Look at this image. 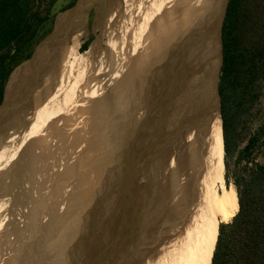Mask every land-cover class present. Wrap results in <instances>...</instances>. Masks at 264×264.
<instances>
[{
    "label": "bare ground",
    "instance_id": "6f19581e",
    "mask_svg": "<svg viewBox=\"0 0 264 264\" xmlns=\"http://www.w3.org/2000/svg\"><path fill=\"white\" fill-rule=\"evenodd\" d=\"M214 1L215 0H105L104 4L102 3L98 6V15L99 23L102 24L104 22V25L108 24V27L106 28L109 29V31L106 32L108 33L109 38V42L106 44L108 48L104 51L103 47H101V41L94 44L91 47V50L85 54L88 59L90 58L88 61L89 64L86 68L83 70L81 69L79 72V65L82 58H80L76 52V47L77 45H80L79 41L81 35H78L73 39L71 43L72 46L69 48L65 45V38H61L45 50L43 54L44 57L40 61L43 77L41 79V89L39 88V94L33 98L32 105L26 107L28 108L25 110L26 112L24 111L22 113L20 111L15 114V119L12 118L11 122L9 121L10 123L5 129L1 130L2 126L0 128V178L4 173L5 166L8 164L9 156L12 154L8 148V144L11 142L13 133L16 131L15 129L18 128L21 122L22 133L25 135L26 130H28L27 125L29 126L30 123L25 121L23 124L22 121H29L28 117L35 116L36 112H40V116H44V122L41 121L43 123L41 127L38 126V129L41 130L45 127V134H49L53 130L55 123L50 122L49 124V121H46V117L53 112L52 109L59 104L60 106H63V108H65V106L69 107L70 114L73 117L75 114L74 112L85 103V100L90 101L91 96H94L91 101L95 105V109L99 110L100 114H102L105 113L108 106L115 103L114 101L118 97L115 96V89H120L122 94L120 92L121 96L119 97H121L120 99L122 102L118 101V99L117 101L123 103V107L120 109L124 112L130 111L128 108L129 105H131V90H134L140 96L138 103L144 99L142 104H147L146 109L148 107V111L146 113L143 112V114L138 117L137 121H135L139 124L134 126V129L131 128L129 131L125 129V134L122 130L123 128H120L122 133L125 134L123 135L119 131V135L122 134V136H119L117 132H115L120 138L118 139V142L116 140L112 148L110 147L111 149L109 151L105 152V154L101 151L104 155L99 157V159L92 161L90 164L86 162L88 163L86 165L87 169L83 167V171H81L79 175L78 172H75L78 175L75 178V174H71V177L73 178L70 177V180L75 184L73 185L75 188L73 191L72 188L71 190L69 188L67 189L70 190V193L68 191L70 195L72 193L69 200H74V213L71 216L73 221L70 220L71 223L68 226L69 228H72L69 230V235H64V238L58 243L49 247L48 255H44L47 262L46 264H71L73 257L78 253L85 249L91 250L92 247L102 240L106 231L108 232L107 227L110 222L109 217L114 212L115 206L119 201L121 202V200L125 198L123 197V194L126 193V188L132 184L129 182L131 180L130 172L132 170L130 163L139 155V153L140 155L143 154L142 151L145 153V147H147L146 145L151 141L150 138H152L153 142V139L161 133L165 137L164 147L162 148V164L166 170V188L160 201V210L162 213L161 230L157 239H155L152 228L155 223V214L157 211V196L155 194L154 186L153 189L148 187L150 191H147V196L146 193L144 196H140V200L145 199L143 200L144 204L146 202V205L142 207L144 211H139L141 208L137 210L135 222L140 220L141 214L146 213L148 209L153 210L151 211L152 213L147 215L148 218H144L143 221L139 222V224L141 223L140 226L138 224L136 228H134L135 243L132 246V256L129 261H127L129 264L138 263L137 261H141L147 256V254L150 255L151 253L152 263L149 261L150 264H205L203 259L204 225L212 224L222 218H229L232 212L238 207V194L236 188L234 185H228L226 182L223 121L219 110L216 108L215 101L212 99V94L205 91L207 85H205L203 75L204 61L200 58L202 56V51H200V49L198 50L199 42L203 38L204 23L207 21L208 15L212 11ZM107 7L109 9L111 7L112 11L109 10V12ZM127 22L131 23V27L127 28L124 26V28L121 29V26H119L120 23ZM77 26H79V24ZM118 27H120L121 30L119 33ZM116 37L122 39L120 42L121 45H125L124 51L119 50L121 46L118 47L117 43H119V41L117 42L114 39ZM188 44L189 54H193L195 60H187L182 63L179 67L180 69H178L179 73L177 74L176 79H170L172 76H169L162 71H169L171 68H174V63L169 64L173 52H177L178 49ZM116 57L118 58L117 60ZM165 62L168 63L162 68L161 66ZM61 64L63 68L61 67ZM117 64H119L117 73L114 77H109L112 72H115ZM61 69L63 70L61 71ZM168 73L175 74L173 71ZM103 77H109L110 79L105 78V81L103 79L100 80V78ZM102 82H104L105 86L102 85ZM17 83L19 84L20 82L17 81ZM150 93H152V96H149ZM116 104L114 105L116 106ZM171 107L173 109H171ZM35 108H37L36 111H34ZM121 110H119V112ZM172 110L175 112L173 114L176 115V117L173 116L175 117L176 122H174L175 124L172 123L173 126L171 133V127L168 128L169 126H164L156 120L157 118L168 117L166 113L171 116ZM33 111L34 113H32ZM136 112L137 111H135V113ZM111 121L112 120L109 122ZM131 122L133 123V121ZM155 123L159 127L157 133L153 129V124L155 125ZM178 124L182 125V132L175 142H171L173 140L175 128ZM115 127L118 126L116 125ZM127 129H129V127ZM6 130H10L11 132L6 135ZM35 131L37 130L35 129ZM100 134L97 135L99 136ZM86 136L84 135V138ZM91 136L92 138H95V135ZM62 140L63 138H60L52 144L50 148L51 150L49 149L45 155L50 152V155H56L59 151L63 150H60V148L65 145V148L69 146V149H67L68 151L73 150L75 153L74 157L78 161V158L81 157L76 156L77 152H75V150L77 146L74 145L73 147L69 142L70 145L68 146L66 142L62 145ZM112 140L114 141V139ZM76 141L77 138L74 142L76 143ZM103 142L105 143V141ZM33 145L35 144L33 143ZM106 146H108V144ZM78 147H83L85 149L86 144L84 146L83 144H79ZM96 147L98 148V146ZM90 149L92 150V148ZM90 149H88V151ZM154 156H156V154ZM53 157L54 156L51 158ZM74 157L70 156L68 159L71 161V158ZM92 158L94 159V156ZM27 159L29 158L27 157ZM37 159L36 161H38ZM61 159L59 160L61 161ZM68 159L63 162L64 168L67 167L66 169H68V166L71 163ZM90 159L87 158V160ZM39 160L42 159L39 158ZM57 160L55 161L57 162ZM77 161L75 163H77ZM79 161L81 162V160ZM48 162L50 164V161ZM78 164L76 165L78 166ZM70 165H72V163ZM24 166H26L27 169L29 163H25ZM45 167L46 168L45 170L43 169V172L48 174L44 175L46 177L48 176L49 180H51L50 175L55 171H57V174L55 173V175L61 174V176L67 171L65 169L66 171L63 170L64 172L59 173V169H56L59 165L55 167L49 165L48 167H53L51 169H48L47 166ZM73 167L75 168L76 166L73 165ZM22 170L23 166H20L15 172H21ZM74 171L75 170L72 172ZM84 171L86 173H84ZM43 172H41V174ZM10 173H12V171ZM25 173L26 171L24 174ZM16 175L17 174L14 176L16 177ZM67 176L68 174L66 177ZM13 177L12 181L14 180ZM42 177L46 178L44 176ZM92 177L94 179L91 182ZM63 178L64 177H62L61 180ZM18 179L20 180L21 178H17V180ZM56 179L57 178L54 176L53 180ZM65 179L64 181H66ZM37 180L39 181V179ZM49 180H46L47 183ZM59 182L57 183L59 184ZM68 182H70L69 179L64 183ZM43 183L44 181L42 184ZM91 184L92 186L87 190L86 187L89 186L86 185ZM39 185L41 184L39 183ZM143 185L145 184L143 183ZM29 187L30 184L28 185V188ZM43 188L40 191H43ZM49 188L50 187H47V189ZM52 188L54 187H51V189ZM61 188L63 189V187H60V189ZM136 188L139 189L138 186ZM32 189L31 186L30 190ZM131 189L132 186L130 187V190ZM0 192L2 193V190ZM53 192L54 193L50 194L46 193V197H44V199L42 198L43 200L40 201L39 204L36 202L31 205V194H25L24 196V198L30 199L29 203L27 202L29 205L24 204L26 201H23L24 203L21 202L25 206L17 204L16 201L12 200L9 202L11 206L6 207L5 203H1L3 205H0V217H2L3 213V217L5 216V209L12 210L15 205H19L20 209L16 210L17 212L13 211L11 224L8 225L7 229L3 230V232L0 231V264L41 263V260L39 259V261L38 257L41 256L42 253H33L31 252L30 247H26L28 245L36 246L40 242V239L38 240L40 233L34 238H28L29 240L25 237L28 232L27 227L32 226L33 229V227L39 225H36L39 220L43 221V218H41L40 215L42 213L40 212H44L46 215L44 216L43 214L46 218L43 222H47L52 217L53 219L55 218L56 210L44 206V208H40L41 211L39 212L36 208L41 206V202L49 203L52 200L55 201L57 198L55 189H53ZM137 194L139 195V193ZM14 195L17 196L18 192ZM59 196L61 197V195ZM121 196L122 199H120ZM11 197L13 196L11 195ZM38 197L40 198V196ZM136 197L138 196L136 195ZM140 200L137 204V208L140 207ZM131 206H133V204ZM65 210H67L65 206H63V208L59 207V214H62ZM31 213L33 214L32 220L35 218L36 223L28 225L30 223L28 217H30ZM125 214L134 216L133 210L131 211L130 208ZM17 219L20 220V222H17ZM43 222H40V224H43ZM24 225L26 228H23ZM16 227H18L17 230ZM1 228L3 227H0V229ZM19 230L21 231L18 233V236L13 238ZM49 234H51V232H49ZM54 235L55 234L51 235L52 238H54L53 242L57 239ZM68 237H70V239H68ZM13 239H16L17 242L20 243H18L20 246H12L17 243L16 240ZM24 239H26L25 242H23ZM65 240L66 242L63 243ZM109 243L110 242H108V244ZM144 243H148V245ZM136 246H138V248ZM147 246H150V248ZM135 247L137 248V251L134 250ZM75 250H77V252H74ZM25 254L27 258L24 257ZM49 259H51L50 262L48 261ZM142 263L144 262L142 261Z\"/></svg>",
    "mask_w": 264,
    "mask_h": 264
},
{
    "label": "rangeland",
    "instance_id": "374dc122",
    "mask_svg": "<svg viewBox=\"0 0 264 264\" xmlns=\"http://www.w3.org/2000/svg\"><path fill=\"white\" fill-rule=\"evenodd\" d=\"M69 1L70 0H59L58 1L57 5H56V11H57L56 18H57V16H59L63 12L62 9L69 3ZM132 1H134V0H132ZM109 10L112 11L111 7H110V9L108 8V11ZM98 14H99L98 8L97 9H92L90 11L87 31L81 37V40L79 41L80 45L79 46L77 45V47H76V52L78 53L80 58H82L81 62H80V65H79V72L81 71V69L83 70L84 68H86L88 66V64H89L88 61L90 60V58L88 59L85 56V54L88 53L91 50V47L94 44H96L97 42L101 41L102 42L101 47H103V50L105 51V49L108 48V46L106 45L109 42L108 33H106V32L109 31V29H106L108 27V24L104 25V22L102 24L99 23V15ZM56 18H55V20H56ZM119 26H121V29L124 28V26H126L127 28H130L131 27V23H128V22L127 23H122V24L120 23ZM53 27H54V24H53ZM53 27H52V29H53ZM119 32H121L120 27H118V33ZM114 39L117 42L119 41V43H117L118 47H120V46L122 47V48L120 47L119 50L120 51L121 50L124 51L125 45H121V42H120V40H122V39L121 38L119 39L118 37H116ZM85 45H87V46L85 47ZM71 46H72V44H71ZM117 59L118 58L116 57V60ZM61 67H62V64H61ZM118 69H119V64H117L115 72H112L109 77H111V78L114 77V75L117 73ZM62 70L63 69H61V71ZM109 77H103V78H100V80H102V79L104 80L105 78L108 79ZM20 80L21 79H18V82H20ZM59 81H60V79H59ZM19 84L17 85V87L19 86ZM102 85L105 86L104 82H102ZM40 89L35 93V96L37 94H39ZM132 89H134V88H132ZM105 92H106V90H105ZM120 92H121L120 89H115V96L116 97L117 96L118 97L121 96L122 92H121V94H120ZM130 94H131V99H130V104L131 105H129L130 109L128 108V110H130V111H128V112H124L123 110L120 109V108L123 107V103H120V102H122L121 99H120L121 97H119V98L117 97L118 101H120V102H118L117 99H116L114 101L115 103H113L110 106H108V108L105 110V113L100 114V111L95 109V105L92 104L93 102L91 100L94 98V96L93 97L91 96V100L90 101L89 100L88 101L85 100V103H83L81 105V107H79L74 112L75 114L73 113L74 114L73 117L70 114V108L69 107L65 106V108H63V106H60V104L56 105L52 109L53 112L48 114L47 117H46V119H47L46 121L47 122L49 121V124H50V122L51 123H53V122L55 123V126H54L53 130L49 134L48 133L45 134V132H44V128L45 127L42 128L41 130L38 129L39 127H41L42 123L44 122V116H40L41 115L40 112H36L35 113L36 115L33 114L35 116L28 117L29 121L28 120L22 121L23 124H24L25 121L30 123L29 126L27 125L28 130H26L25 135L22 133L21 122H20L18 128L15 129L16 131H14V133H13L11 142L8 144L9 145L8 148L10 149L12 154L9 156L8 164L5 166V170H4V173H3L4 175L2 174L1 178H0V191L2 190V193L0 192V205H3L1 203H5L6 207L7 206H11L9 202H11V200H12V201H16L17 204H21V205L25 206L24 204H28L29 200H30V199L24 198L25 194H29V195L31 194L32 195L31 201H30L31 205L36 203V202H37V204H39L40 201H42L44 199V197H46L45 196L46 193L47 194L54 193L53 189H55L56 194H57V198H56L55 201L52 200L49 203L47 202L48 204L46 202H41V204H40L41 206L40 207H36L37 211L39 210V212L41 211L40 208H44V206L47 207V208H52L53 210H56V215H55V218H54L55 220L52 217L47 222H43V221H45L44 219H46L44 217V216H46L44 214V212H40V213H42L40 215H41V218H43V221L42 220L38 221V219H37V221H38L37 223L35 221V218H34V220H32V217H33L32 213L30 214V217H28V219L30 220V223L28 225H30L31 223L32 224L36 223V225L39 224L38 226L33 227V229H32V226L27 227V231L28 232H27V235L25 237L27 239L30 238V237L34 238L38 233H40V236L38 237V240L40 239V242L36 246H32V245L26 246V247H30L31 252H33V253H36V252L37 253H42V255L38 257V260L40 259L41 263L39 262L38 264H46L47 262H46V258H44V255L45 256L48 255L49 247L51 245H54V244L58 243L62 238H64V235L67 236V235L70 234L69 230L72 227L69 228L68 226L71 223L70 220L73 221L71 216L74 213V206H73L74 200L73 199L69 200V198L72 195V193H71V195L69 193H70L71 188H72V191L75 188V186H73L75 184L71 182L70 177L75 174L74 175V178H75L76 176H78L80 174L81 171H83V167L86 168V165L88 163L89 164L92 163V161L99 159V157L103 156L105 154V152L109 151L112 148V146L115 144L116 140H117V142L119 141L118 140L120 138L119 136H122V134L125 135L126 134V130L129 131L131 128L134 129V126L139 124L138 122H135V121H137L138 117H140L143 114V112L146 113L148 111V107L146 109V105L147 104H145V105L142 104L143 103L142 101H144V99L141 100L138 103V100H140L139 99L140 96L134 90H131ZM149 96H152V93H150ZM116 101H117V104H116ZM140 103H141V105H140ZM114 104H116V106ZM138 105H140V106H138ZM112 106H114V107H112ZM135 108L138 109V110H136ZM36 109L37 108H35V111H36ZM98 109H100V108H98ZM134 109H135V111H137L136 113H135ZM171 109H173V108L171 107ZM119 110H121V111L119 112ZM132 110H133V112H132ZM32 113H34V111ZM122 113H124V114H122ZM173 113H175L174 110H172L171 116L172 117H174V116L176 117V115H174ZM166 114H167L168 117H165V118L161 117L159 119L157 118L156 121L159 122L160 124H163L164 126H167V127L169 126L168 128L171 127V133H172V126H173V124H175L174 122H176V119H175V117L172 118L170 116V114L169 115H168V113H166ZM39 116H40V118H39ZM131 116H132V118H131ZM36 117H37V119H36ZM105 117H107V118H105ZM169 117H171V118H169ZM34 119H36V120H34ZM160 119H162V120H160ZM106 120H107V122H106ZM110 120H112V121L109 122ZM125 120H127L128 122L125 121ZM263 120H264V85H263V89H262V96H261L260 102L256 105V107L253 110V112L248 116V122H246V124H244L243 126H240V128H239V132H240L239 136H240V139L242 141V147H245L247 139L249 138V136L251 134V131H253ZM41 121H43V122H41ZM131 121H133V123ZM134 122H135V124H134ZM99 123H102V124H99ZM126 123H127V125H126ZM156 123H155V125L153 124V129L157 133V130H158L159 127H158V125H156ZM101 125H103V126H101ZM116 125L118 127H115ZM130 125H131V127H130ZM124 126H125V128H124ZM127 126L129 127V129H127L128 128ZM120 128L121 129L123 128L122 130L124 131L125 134L122 133V130ZM35 129L37 131H35ZM119 131L122 134L119 135V133H120ZM115 132H117V134L119 136L117 134H115ZM97 134H100V135L98 136ZM104 134H105V136H104ZM111 134H113V135H111ZM84 135L85 136L86 135L87 136L90 135L89 137L91 139L86 136L85 137L86 141H85ZM91 135H93V136L95 135V138H92ZM108 135H109V137H108ZM60 138H63L62 145L66 142L67 146L70 145V144H72L73 147H74V145L77 146V148L75 150V152H77L76 156L81 157V158H78V161L74 157L75 153L73 152V150L72 151H68L67 149H69V146L65 148L64 147L65 145L60 148V150L63 149L61 151H64V152L59 151L56 155H54V154L50 155V153H51L50 152L49 154L45 155L46 152L51 148V145L54 144ZM76 138H77V141L75 143L74 140H76ZM87 138H89V139H87ZM111 138L114 139V141ZM104 139H106V140H104ZM107 139H109V140H107ZM150 139H151V141H149L148 144H150V142H151L150 145H152V148H150V150H149V152H150L149 153V162H150V165H151L150 167L151 168L148 167V166L143 168L141 170L142 177H141V179H139L138 184H135V185L131 184V185H129L128 188H126V191H125L126 193L123 194L124 195L123 197H125V198L122 199V196H121V198H120V199H122L121 202L119 201V203L115 206L114 212L109 217V219H110L109 221L110 222H109V225L107 227L108 232L106 231L105 236L102 238L103 241L102 240L99 241L98 244H96L94 247H92L91 250L85 249V250L81 251L80 253H78L75 257H73V259L71 261V264H125V262L127 260L129 261V259L132 256V246L135 243V239H134L135 230H134V228H136V226L139 224V222L143 221L144 218H148L147 215L152 213L151 211L153 210V209H148L146 213H143V214L140 213L141 214V219L138 220L137 222H135V218H136V215H137L136 214L137 210H139V208H141L139 211L142 212V210H143L142 207H144V205H146V202L144 204V201H143L145 199H141L140 200V198H141L140 196H144L145 193H146V196H147V193H148L147 191H150L149 190L150 187H151L150 189H153V186L155 188V194L157 196V211H156V214H155V223L153 225L152 231L154 232L155 239H157V236H158V234H159V232L161 230V225H162V222H161L162 213H161V210H160V201H161V199H162V197L164 195L165 188H166V186H165V184H166L165 183L166 170H165V168L163 167V164H162V152H163L162 148L164 147L165 137L161 133L159 136H156L153 139V142H152V138H150ZM102 140L105 141V143ZM100 141H101V143H100ZM109 141L110 142L113 141V142L110 143ZM33 143L35 145H33ZM79 144L80 145L83 144V146L86 144V148L85 149L83 147L79 148L78 147ZM107 144H108V146H106ZM10 146H11V148H10ZM96 146H98V148ZM146 146H148V145H146ZM90 148H92V150ZM88 149H90V150L88 151ZM101 151L104 152V154ZM35 154H36L37 157L35 156ZM39 154H41V155H39ZM155 154H156V156H154ZM86 155H87V157H86ZM52 156H54V157L51 158ZM70 156L74 157V158H71V161H70V159H68V158H70ZM91 156L92 157L94 156V159ZM25 157H26V160H25ZM27 157L29 159H27ZM31 157H32V159H31ZM42 157H44V158H42ZM55 157L56 158L58 157L57 158L58 160L61 159L62 157L63 158L61 159V161L60 160L58 161ZM39 158H41L42 160H39ZM87 158H89V159L91 158L93 160L90 159L91 160L90 161V160H87ZM36 159L38 161H36ZM67 159L72 163V165H70L71 163L69 164L70 167L68 166V169H66L67 167L64 168V166H63L64 165L63 162L67 161ZM55 160H57L58 163ZM73 160H76L77 163H75L76 161H73ZM79 160H81V162ZM48 161H50V164H49ZM249 161H251V163L264 164V147L262 149H260V150H257L256 152H254L253 155H252L251 160H249ZM86 162H88V163H86ZM25 163H29V167L27 169H26V166H24ZM66 163H69V162H66ZM61 164H62L63 167L61 166ZM76 164H78V166ZM245 164H246V162H245ZM245 164L243 163L242 165H240V168H238V169L242 170L243 169V165H245ZM49 165L50 166H54V167L59 165V167L56 168L57 170L59 169V173L64 172L66 170L67 171L64 172L63 175L61 176V174L55 175V173L57 174V171L54 172V170H53L54 173H52L50 176L53 177V178L55 176V178H57L56 180H58V181L53 180V178H51V177H50L51 180H49L48 176L47 177L45 176V175H48V174L43 172L45 170V168H46L45 166L48 167ZM73 165L76 166V167L74 168ZM20 166H23V170L21 172L19 171V172L16 173L15 172L16 169L19 168ZM49 168L51 169L53 167H48V169ZM72 169L75 170V171L72 172L73 171ZM235 170H237V169H236V165H235V160L233 159V160H230L229 169L225 168V175H227L229 177L230 185H234V178L233 177H234V171ZM11 171H12V173H10ZM25 171H26V173L24 174ZM41 172H43V173L41 174ZM75 172L76 173L78 172V175ZM84 173H86V172L84 171ZM13 174L14 175L17 174L16 177L17 178H21V179L17 180V178ZM65 174L66 175L68 174V176H67L68 178L66 177ZM41 175L46 177V178H43ZM52 175H54V176H52ZM56 176H58V177H56ZM59 176L61 178L64 177L62 179L63 181L61 180V178ZM12 177L14 178L13 181H12ZM65 177H66V179H65ZM148 177H149V179H148ZM22 178H23V180H22ZM71 178H73V177H71ZM1 179H4V180H1ZM37 179H39V181ZM42 179L44 181L43 184H42V182H43ZM64 179L66 181H68V179H69L70 182L64 183V182H66V181H64ZM93 179L94 178L92 177L91 182L93 181ZM46 180H49L50 183H49V181L47 183ZM52 180H53V183H52ZM149 180H150V182H149ZM32 182L33 183L35 182L34 184L37 185V186H35ZM57 182H59V184ZM142 182L145 185H143ZM39 183L41 185H39ZM5 184H7V185H5ZM29 184H30V187L28 188ZM141 184H142V186H141ZM42 185H44V186H42ZM47 185H49V186H47ZM65 185H67V186H65ZM31 186L33 188L32 189L33 191L30 190ZM68 186H71V187H68ZM86 186H89V187H86V189L89 190L90 187L92 186V184L91 185H86ZM131 186H132V189L130 190ZM137 186H138L139 189L136 188ZM25 187H26V189H25ZM36 187H38L39 190ZM40 187H41V189H40ZM43 187L44 188L46 187V188L44 189ZM47 187H50V188L47 189ZM51 187H54V188L51 189ZM60 187H63V189L61 188L62 192H61ZM133 187H135V188H133ZM42 188H43V191H45V192L40 191V190H42ZM67 188H69L70 190L67 189ZM19 189H21V190H19ZM127 189L130 192H128ZM17 190H19V191H17ZM144 190H145V192H144ZM68 191H69V193H68ZM17 192H18L17 196L19 198L16 195H14ZM40 192H41V194H40ZM42 192H43V194H42ZM151 192H152V190H151ZM10 193H11V195L13 197H11ZM19 193H21V194H19ZM33 193H34V195H33ZM60 193H62V194H60ZM137 193H139V195ZM59 195H61V197ZM136 195L138 197H136ZM38 196H40V198ZM24 199H26V200H24ZM139 200H140V207L137 208V204H138ZM23 201H26V203H24ZM21 202H23L24 204L21 203ZM63 203H65V204H63ZM61 204H63V205H61ZM132 204H133V206H131ZM63 206H65L67 208V210H65V212H63L62 214H59V207L63 208ZM129 208L131 209V211L133 210V215L134 216L125 214V213L128 212ZM19 209H20L19 205H15V207L12 210L5 209L6 210L5 211V216L3 217V215H4V213H3L2 217H0V227H3V228L0 229L1 232H3V230H6L8 225L11 224L13 211H16V210H19ZM64 213H66V214H64ZM43 214H44V216H43ZM34 217H35V215H34ZM17 222H20V220H18ZM40 222H43V224H40ZM144 222H145V220H144ZM110 223L112 224V226H111ZM140 224H139V226H140ZM17 228L18 227H16V230H17ZM23 228H26V226L24 225ZM111 228H112V230H111ZM20 231L21 230H19L17 232V234L15 236H13V238H16ZM49 232H51V234H49ZM52 234H55L54 237H57V239L55 240L57 242H55V241L53 242L54 238H52V236H51ZM68 239H70V237H68ZM13 240H16V239H13ZM25 241H26V239L23 240V242H25ZM16 242H17V240H16ZM16 242H14V243H16ZM64 242H66V240L63 241V243ZM108 242H110L109 243L110 245L108 244ZM18 243L19 242H17L15 244L16 246L12 243L13 244L12 246H14V247L20 246L19 245L20 243L19 244ZM144 244L148 245V243H144ZM101 247H102V249H101ZM106 247H107V249H106ZM136 247L138 248V246H136ZM136 247L134 249L135 251H137ZM147 247L150 248V246H147ZM147 247H144V248H147ZM32 248H34V249H32ZM135 251H133V252H135ZM74 252H77V250H75ZM151 255H152L151 253H150V255L147 254V256L145 257L146 259L143 258L141 261L139 260L140 262L137 261L138 263H134V264H140V263L141 264H150L149 261H151V263H152ZM24 257L27 258L26 254L24 255ZM48 261L50 262L51 259H49ZM128 261L126 262L127 264H129ZM142 261L144 263H142Z\"/></svg>",
    "mask_w": 264,
    "mask_h": 264
},
{
    "label": "trees",
    "instance_id": "16d2710c",
    "mask_svg": "<svg viewBox=\"0 0 264 264\" xmlns=\"http://www.w3.org/2000/svg\"><path fill=\"white\" fill-rule=\"evenodd\" d=\"M58 1L0 0V104L12 71L52 31ZM76 1L70 0L62 10ZM223 43L220 94L225 166L229 169L230 160H235L238 207L229 218L204 225L203 259L205 264H264V164L249 161L264 147V120L251 131L245 147L239 136L240 126L248 122L262 96L264 0L229 1ZM243 163V169H238ZM226 182L230 185L227 175Z\"/></svg>",
    "mask_w": 264,
    "mask_h": 264
},
{
    "label": "water",
    "instance_id": "95a60500",
    "mask_svg": "<svg viewBox=\"0 0 264 264\" xmlns=\"http://www.w3.org/2000/svg\"><path fill=\"white\" fill-rule=\"evenodd\" d=\"M229 1L230 0L214 1L212 11L209 13L207 21L204 23L203 38L198 46V50L200 49V51H202V56L200 58L204 61L203 75L205 85H207L205 91L212 94V99L215 101L216 108L219 110L221 118L222 98L220 94V81L224 65L223 28ZM102 3L104 4L105 0H77L71 8L64 10L59 16H57L52 31L37 44L31 57L23 61L12 71L7 81L4 99L0 104L1 130L9 125L12 118L15 117V114L20 111L23 113L28 109L26 107L32 105L35 93L41 87L43 74L40 61L44 57L43 54L47 47L49 45L51 46L61 38H65L64 42L67 48L71 47L70 43L73 39L78 35H81L82 37L87 31L90 11L92 9H97ZM78 24L79 26H77ZM188 48L189 44L178 50L176 49L177 52H173L169 64L174 63V68H171L169 71H162L172 77L175 75L170 79H176V76L179 73L178 69H180L179 67L182 63L187 60H195L193 54H189ZM167 63L168 62H165L161 67L164 68ZM170 71H173V73L175 72V74L168 73ZM16 78L21 79L18 87H16V84L18 85V79ZM181 128L182 125L178 124L175 128L173 140L171 142H175L179 137L182 132ZM9 132L11 131L6 130L5 134L7 135ZM150 144L145 147V153L142 151L143 154L140 155L139 153V155L130 163V166L132 167L130 172L131 180L128 181L131 182L132 185L138 184L139 179L142 177L141 170L147 166H151L149 162V150L152 148V145ZM125 264L127 263L125 262Z\"/></svg>",
    "mask_w": 264,
    "mask_h": 264
},
{
    "label": "flooded vegetation",
    "instance_id": "af4514ba",
    "mask_svg": "<svg viewBox=\"0 0 264 264\" xmlns=\"http://www.w3.org/2000/svg\"><path fill=\"white\" fill-rule=\"evenodd\" d=\"M50 46V45H49ZM93 104V103H92Z\"/></svg>",
    "mask_w": 264,
    "mask_h": 264
}]
</instances>
